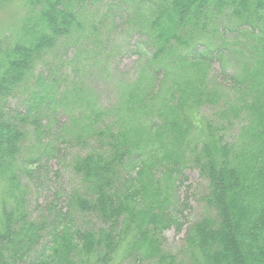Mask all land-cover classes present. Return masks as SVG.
Returning <instances> with one entry per match:
<instances>
[{
  "label": "trees",
  "instance_id": "1",
  "mask_svg": "<svg viewBox=\"0 0 264 264\" xmlns=\"http://www.w3.org/2000/svg\"><path fill=\"white\" fill-rule=\"evenodd\" d=\"M25 6L16 39L0 42V102L24 93L21 109L0 106V184L14 200L0 212V264H27L26 252L31 264H109L125 244L150 264H264V0ZM128 39L135 76L118 78L111 63ZM59 143L81 148L70 155L83 188L67 204L98 215L97 231L67 214L47 236L49 220H28L21 179L59 157ZM188 168L206 181L207 214L178 260L162 234L179 225L173 189Z\"/></svg>",
  "mask_w": 264,
  "mask_h": 264
},
{
  "label": "rangeland",
  "instance_id": "2",
  "mask_svg": "<svg viewBox=\"0 0 264 264\" xmlns=\"http://www.w3.org/2000/svg\"><path fill=\"white\" fill-rule=\"evenodd\" d=\"M26 13L27 8L25 6V0H9L0 7V42L3 40L12 44L11 42L16 39L20 31ZM127 41L130 43L126 45V43L123 44L124 42H122L120 51L115 54L112 60L111 75L118 78L123 77L124 79H131L135 76V66L138 59L136 53L137 44L135 46L136 40L128 39ZM119 45L118 43V46ZM220 62L215 61L213 66L214 74H220L219 72L222 66ZM92 83L93 82H91V85H95ZM113 85L111 81L107 83L105 79L102 80V82L96 83L95 86L102 104L108 105L112 102V98L115 94L112 89ZM19 93V95H13V98H9L3 104L0 102V106L7 111H9V109L11 111L21 109L23 107V102L21 100H23L24 93L22 90ZM23 110L19 112L24 114L25 112H23ZM60 117L61 115H59V118ZM48 133L47 136L50 137L52 131ZM58 146L62 150L59 157L47 164V167L44 165H41V167L38 166L40 170H37L35 174L24 176L21 179V183L26 187L25 189H27L26 211L28 220L30 222L49 220V224L46 225L42 232V234L47 236L48 232L53 227L52 220H69L66 217L67 214L70 216V220H74L76 224L75 228L97 231L102 226L99 221L101 218H99L98 215L92 212V214L87 212L82 213L79 208L75 206L71 207L67 204L69 194H71L72 190L74 188H83L80 177L75 175L71 170L72 156L70 155L81 148L70 143H59ZM33 168L35 167H32V169ZM163 171H166L165 168L159 166L156 168L155 173L160 177ZM40 181H42V185ZM3 187V184H0V212L3 210L5 201L8 203L14 202L12 198L7 196L8 194ZM206 192V181L201 178L196 169L188 168L183 175L178 177L177 187L173 189L174 205L172 208L177 210L173 213L175 216H178L179 225L169 227L163 231L162 234L164 241L163 248L167 252L175 255L178 260L184 257L183 247L186 243L185 238L188 228L195 221L202 220L207 214V207L202 200ZM170 208L171 207H169L168 211H170ZM177 212L178 214L176 215ZM127 247V244H125L121 248V253H119V255H114L113 261L109 264H150L149 260L140 259L138 255L129 253ZM20 253L22 254L23 251ZM28 255V252H26L23 260L26 262L28 261L27 264H31L33 255ZM93 264H95L94 261Z\"/></svg>",
  "mask_w": 264,
  "mask_h": 264
}]
</instances>
